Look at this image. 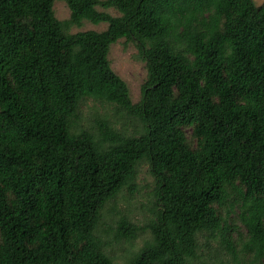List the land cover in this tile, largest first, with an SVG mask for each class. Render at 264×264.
<instances>
[{
  "label": "trees",
  "instance_id": "obj_1",
  "mask_svg": "<svg viewBox=\"0 0 264 264\" xmlns=\"http://www.w3.org/2000/svg\"><path fill=\"white\" fill-rule=\"evenodd\" d=\"M65 1L0 0V264H264V3ZM121 38L147 63L137 102ZM88 97L113 113L83 121Z\"/></svg>",
  "mask_w": 264,
  "mask_h": 264
},
{
  "label": "rangeland",
  "instance_id": "obj_2",
  "mask_svg": "<svg viewBox=\"0 0 264 264\" xmlns=\"http://www.w3.org/2000/svg\"><path fill=\"white\" fill-rule=\"evenodd\" d=\"M257 4L264 3V0H255ZM54 9L56 12V16L60 19H68L71 15L70 8L65 0H55L54 2ZM112 13L118 14V11L114 8L109 9ZM108 26L107 22H100V23H93L90 20H84L82 25L80 26H73L71 28L72 32H77L81 30H88V29H96V30H104ZM109 58L111 60L112 67L114 70L128 83L130 88L131 97L134 102H137L141 98V91H142V85L146 81L148 77V68L146 61L139 55V49L137 46L132 42L128 41L126 38H121L117 42L111 45L110 52H109ZM82 107V115L84 116L83 121L87 120L86 116L91 115L93 113V109L91 107H98L99 111L101 113H113V106L107 102L94 99L92 97H88L86 101H84L81 104ZM119 127H122V122L118 123ZM126 129H128L130 132L133 130V126L131 124H128ZM137 181L140 184V186H143L142 188L138 186L137 191L135 195L138 198L136 205L138 208L131 211V214L133 215V219L136 221H142L145 216L148 214V212L142 210L139 208V205L141 203L146 202L149 199V196L146 194L148 188L147 184L153 185L154 180L153 178L144 171L139 174L137 177ZM135 200V199H134ZM133 200V201H134ZM136 201V200H135ZM134 201V202H135ZM119 207H122L124 210L127 209V205L125 202L120 201ZM147 235V234H145ZM144 235V236H145ZM0 241H1V231H0ZM143 243V237H140L136 240V245L138 246L142 245ZM111 249L113 253V246H114V253L117 254L119 259H123L125 253L128 251H125L123 246L126 248H129V243H125V245L122 244V240L120 243L112 242ZM221 254L222 258H231V256L224 253ZM230 264H235L233 262H230Z\"/></svg>",
  "mask_w": 264,
  "mask_h": 264
}]
</instances>
